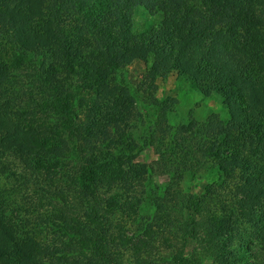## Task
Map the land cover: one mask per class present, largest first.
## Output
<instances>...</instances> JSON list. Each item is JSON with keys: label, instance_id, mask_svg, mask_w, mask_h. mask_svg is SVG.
I'll return each mask as SVG.
<instances>
[{"label": "trees", "instance_id": "obj_1", "mask_svg": "<svg viewBox=\"0 0 264 264\" xmlns=\"http://www.w3.org/2000/svg\"><path fill=\"white\" fill-rule=\"evenodd\" d=\"M138 7L158 16V24L137 34L131 14ZM0 38V50L6 46L0 174L9 160L19 163L20 173L11 179L13 194L0 191V264H119L114 254H122L108 242L112 203L106 200L123 205L120 196L104 198L103 191L115 180L137 183L143 187L138 200L147 205L150 183L168 160L191 174L209 163L217 178L235 182L216 209L206 193L184 194V238L198 240L211 264H264V0H0ZM134 59L146 66L136 91L126 74ZM172 72L203 95H218L228 118L212 114L161 129L171 138V159L158 151L152 132L144 145L159 157L139 163L131 154L125 169L106 141L120 142L128 132L132 151L130 127L144 116L145 103L165 124L175 99L156 98V78ZM83 85L103 102L82 104ZM120 168L125 171L117 177ZM69 170L81 173L74 177V203ZM36 181L45 210L22 209V215L16 197ZM57 186L60 192L52 194Z\"/></svg>", "mask_w": 264, "mask_h": 264}, {"label": "rangeland", "instance_id": "obj_2", "mask_svg": "<svg viewBox=\"0 0 264 264\" xmlns=\"http://www.w3.org/2000/svg\"><path fill=\"white\" fill-rule=\"evenodd\" d=\"M131 21L133 31L138 34L157 25L158 16L151 15L144 8L138 7L131 14ZM0 40L3 42L2 38ZM2 48L0 55L4 54L6 46ZM145 70V63L140 59H134L126 66L127 79L135 91ZM156 83L158 85L156 98L159 100L175 99L173 111L168 113L165 124L162 125V123L157 122L155 111L146 103L144 104L145 95L139 91L136 92V95L140 96L139 101L145 105V109L141 111L144 114L143 117L137 115L134 119L130 118V121L133 119L132 123L136 124V127H130V132L136 142L135 148L130 151L129 141L126 139L129 135L127 131L120 142L115 140L113 142L106 141V149L110 151L112 156L114 154L119 157L116 160H124L125 169L126 161L132 158L131 154H135L133 156L134 162L139 163H148L159 157L153 146L145 147L144 145V137H149L152 132L154 135L153 141L156 143L158 151L167 152L166 159H171L172 155L169 153L171 150L168 148L171 138L168 134L161 132V129L179 124L202 122L212 114H217L223 120L228 118L227 109L218 95H203L189 80L179 76L176 72L158 76ZM79 97L82 104L93 105L97 103L99 105L103 102V96L98 95L95 90L91 91L86 85H83V88L80 89ZM115 131L121 132L122 130ZM6 163L8 170L4 174H0V191L8 188V192L13 194L11 179L14 180L19 176V163L14 160L6 161ZM66 166V169L68 166V169H70L68 163ZM48 168V172L53 173L52 166ZM120 169L119 174H114L117 177L125 171L122 168ZM214 170L208 163L201 171L191 174L184 172L177 162L172 164L168 160V168L164 167L157 171L154 181H150L148 191L152 200L147 205L138 200L143 187L138 186L137 183L129 185V183H121V181L115 180L112 190L103 191L104 198L113 194L120 196L123 205L121 208L118 205L116 206L112 199L107 198L106 200L107 203H112L109 210L112 225L109 228L110 240L108 242L115 252L118 251L122 254L121 259L114 254L115 261L121 260L119 264H174L179 262L180 259H186L187 264H197L198 262L211 264L208 259L203 257L198 240H186L184 238L181 231L183 222L180 216V200L186 193L196 195L206 193L208 206L218 207L215 202L226 199L235 182L233 183V179L227 176L217 178ZM71 172L69 170V201L74 203V198H71L76 191L74 177L76 179L81 177V173ZM38 182L36 181L26 187L29 188L28 191H24L27 194H19L16 197L22 215H25L24 211L28 209L31 212L33 210L37 211L36 214L38 211L45 210L44 207H41L46 205L45 202L39 201V198H43L44 192L39 188L42 185ZM205 186L210 187L211 190L207 191L208 188L205 190ZM17 188L19 187L15 185V189ZM51 191L52 194H57L60 192V188L58 186L52 187ZM15 193H18V191H15ZM21 197H23L22 200ZM52 234L53 231L45 232L50 240ZM43 240L45 241L44 237ZM193 256H195V259H192Z\"/></svg>", "mask_w": 264, "mask_h": 264}]
</instances>
